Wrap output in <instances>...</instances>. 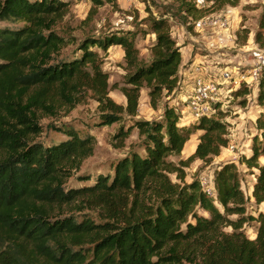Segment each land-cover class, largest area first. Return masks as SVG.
<instances>
[{
	"label": "trees",
	"instance_id": "trees-1",
	"mask_svg": "<svg viewBox=\"0 0 264 264\" xmlns=\"http://www.w3.org/2000/svg\"><path fill=\"white\" fill-rule=\"evenodd\" d=\"M90 1L97 8L106 0ZM177 2L188 24L234 8L239 0H203V7ZM68 11L62 0H0V23L7 24L0 26V264H264V164L259 162L264 113L256 118L251 152L239 159L254 176L250 196L232 163L214 172L215 195L209 196L197 180L185 183L183 167L195 160L208 163L228 146L223 115L181 127L180 111L165 105L160 117L135 119L143 88L155 107L163 92L180 87V47L168 20H151L155 42L145 64L127 37L106 33L79 41L56 30ZM254 43L264 49V11ZM114 45L124 51L125 106L108 96V75L97 52ZM68 47H73L69 54ZM87 91L96 95L102 125L119 122L122 114L135 119L117 139L123 143L136 129L140 151L132 150L95 180L76 179L91 185L68 187V179L92 156L94 139L51 126L65 140L36 141L43 133L39 115L53 117L63 107L70 111ZM241 92L248 94L244 87ZM257 103L264 109V71ZM195 132L201 134L194 153L179 160ZM251 200L263 207L255 216L248 211ZM85 209L97 210L96 217ZM252 223L256 235L249 239L243 227Z\"/></svg>",
	"mask_w": 264,
	"mask_h": 264
},
{
	"label": "rangeland",
	"instance_id": "rangeland-1",
	"mask_svg": "<svg viewBox=\"0 0 264 264\" xmlns=\"http://www.w3.org/2000/svg\"><path fill=\"white\" fill-rule=\"evenodd\" d=\"M62 1L68 4L69 11L58 24L56 30L64 31L79 41L87 37L97 39L106 33H115L127 37L136 46L139 61L145 64L152 58L150 48L155 42V35L151 29L152 19L168 20L171 37L175 40L176 45L180 47L181 55H186L185 45L178 40L180 39L178 34L181 26L185 27V30L190 27L191 30H189L194 34L192 26L187 25V23L184 24L183 9L177 0H106L102 6L97 8L92 7L90 0ZM187 2L195 6L198 4V0H187ZM234 8L238 12L242 25L245 26L243 28L244 31L248 35L252 32L256 33L258 20L264 11V0H239L238 5ZM190 20L188 21L190 22ZM6 25L5 23H0L1 27ZM248 35L247 37L243 35L242 29L236 32L234 42L240 44L246 38L247 41L244 44L246 48L236 47V44L231 46L227 55H229L228 57L232 62L224 66L222 64L221 67H237L240 72L255 67L258 56L264 49L258 46L254 47L248 41ZM178 43L180 44L178 45ZM184 44H186V41ZM72 49L73 47H68L65 51L69 54ZM200 51V49H195L194 53H200ZM97 52L101 56V70L108 75V96L115 103L125 106V97L120 90L125 85L127 74L123 49L114 45L109 47L106 52L98 50ZM179 86L181 87V81ZM180 87L176 92L166 96V92H163L161 98L156 100L155 107L150 102L148 90L143 88L140 92L138 112L135 119L151 120L160 117L164 106L167 105L183 112V118H181L183 121L180 120L179 122L181 127L193 128L194 124L188 126L185 123L189 121L194 123L195 121L186 110L187 107H184L181 102V99L182 101L186 99L191 89L189 93L177 98ZM228 88L230 87H227L225 92L222 93L220 96L222 100L216 106L217 113L223 115L221 122L228 124V138L230 139L228 146L222 148L219 155L213 157L208 163L195 160L183 167L185 183L197 180L201 184L200 187L211 197L215 195L213 189L214 172L224 164L232 163L236 165L241 189L246 196H250L254 182V176L251 175V172L244 165L239 163V159L241 155H249L251 152L253 135L257 133L255 121L258 115L264 113V109L257 103L258 91L256 93L249 91L247 95H243L241 92L242 88L232 87L233 89L231 90ZM101 115L96 95L91 91L85 92L81 97V102L70 111L63 107L58 108L53 117L46 116L45 113L39 115V124L43 126V133L38 136L36 141L52 144L65 140L61 133L51 130V126L70 127L77 131L79 136H91L94 139L95 144L92 156L82 163L80 170L73 177L68 179L66 183L68 187L91 185L92 181L84 184L76 179L77 177L88 175L95 180L97 175L107 174L113 164L132 150L140 151L139 145L141 141L136 129L130 131L123 143L117 139L120 129L125 130L133 124L135 119L122 114V119L119 122L104 126L101 124ZM239 124L238 128L237 125ZM200 134V132L194 133L192 140L190 139L186 144L187 147L180 155L179 160L186 161L194 153ZM172 160L178 161L175 158H172ZM259 162L264 164V159L260 158ZM171 179L176 181L174 175H171ZM248 211L249 214L255 216L257 211H263V207L255 206L253 200H251L248 204ZM83 213L95 218L97 210L85 209ZM243 229L249 239L255 238L256 224H245ZM224 231L228 232L230 229L225 228Z\"/></svg>",
	"mask_w": 264,
	"mask_h": 264
},
{
	"label": "crops",
	"instance_id": "crops-1",
	"mask_svg": "<svg viewBox=\"0 0 264 264\" xmlns=\"http://www.w3.org/2000/svg\"><path fill=\"white\" fill-rule=\"evenodd\" d=\"M203 6V0H198L197 7ZM219 18L227 19L228 26L222 28L218 22ZM187 25L192 26L194 34H192L190 30H185V27L182 26L178 34L180 37L178 40L181 41V44L185 45L184 49L186 55H181V64L178 71L181 87L179 94H177V98L189 93L192 88L194 77V73L192 72L193 66L198 65L200 67L199 75L203 78L214 79L219 77V70L224 68L221 67V65L223 64L224 66L232 62L227 53L228 49L236 44L234 42L236 32L245 27L241 23L237 10L232 7H225L200 20H190ZM254 35L255 32L250 33L248 35V41L255 47ZM185 41L186 44H184ZM179 44L180 43H178V45ZM236 47L246 48L245 45L240 44H236ZM195 49H200L202 52L194 53ZM235 57L237 58V56ZM185 123H187L188 126L193 124L191 121ZM237 126L239 128L240 124ZM186 147L187 145L184 150Z\"/></svg>",
	"mask_w": 264,
	"mask_h": 264
},
{
	"label": "built area",
	"instance_id": "built-area-1",
	"mask_svg": "<svg viewBox=\"0 0 264 264\" xmlns=\"http://www.w3.org/2000/svg\"><path fill=\"white\" fill-rule=\"evenodd\" d=\"M218 22L222 28L228 26V20L225 18H219ZM192 69L194 73L193 86L186 99L184 101L181 99V102L184 107H187L186 110L196 122L203 117H216L218 114L217 103L222 100L220 96L227 87H230L228 88L230 90L233 89L232 87H244L248 92L252 91L253 93L258 91L259 81L264 71V50L258 56L255 67L245 69L244 72H240L237 67H224L219 70V77L213 79L200 76V67L198 65L193 66ZM180 113L181 118H183V112L181 111ZM203 191L205 192L204 189Z\"/></svg>",
	"mask_w": 264,
	"mask_h": 264
}]
</instances>
